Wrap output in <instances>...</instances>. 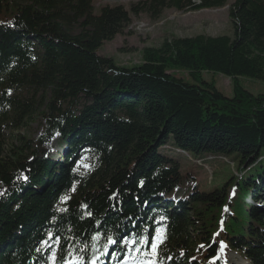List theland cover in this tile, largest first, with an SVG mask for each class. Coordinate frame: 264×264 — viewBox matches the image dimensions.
<instances>
[{
	"label": "trees",
	"instance_id": "obj_1",
	"mask_svg": "<svg viewBox=\"0 0 264 264\" xmlns=\"http://www.w3.org/2000/svg\"><path fill=\"white\" fill-rule=\"evenodd\" d=\"M92 1L0 0V264H49L45 240L58 256L115 264L125 253L144 257L156 236L160 264H233L229 253L264 264V93L238 82H264V0H230L232 36H171L142 49L132 67L96 53L132 17L228 0H145L98 12ZM204 73L230 78L232 96ZM36 113L40 135L6 143ZM168 142L176 156L230 157L234 173L199 190ZM53 144L66 148L62 161ZM109 236L117 243L101 255ZM141 238L149 244L140 253L139 244L125 247Z\"/></svg>",
	"mask_w": 264,
	"mask_h": 264
},
{
	"label": "rangeland",
	"instance_id": "obj_2",
	"mask_svg": "<svg viewBox=\"0 0 264 264\" xmlns=\"http://www.w3.org/2000/svg\"><path fill=\"white\" fill-rule=\"evenodd\" d=\"M145 0H93V9L95 12L101 6L121 5L128 9L131 6ZM228 0L227 4L221 8L204 9L197 12L181 13L174 9H164L158 17L153 18L149 12H142L138 16L131 19L130 24L124 27L121 33L117 34L112 40L104 42L96 51L97 55L102 57H109L119 66L132 67L137 65L141 60V51L146 47H158L165 38L171 36L177 37H192L196 35L205 36H232L233 29L228 19ZM76 30V29H75ZM176 75L185 80H189L186 72L176 70ZM205 79L213 80L217 89L226 97L232 96V86L230 78L219 73H204ZM240 86L251 94L264 93V82L250 79L247 77H238ZM27 91L23 95H28ZM39 108V112H40ZM43 129V120L37 113L32 117L28 123L22 127L20 131L5 134V141L13 142L15 145L18 141L15 140L17 133L25 136L27 139H35ZM167 145H171L170 142ZM171 154L174 153L175 148L169 146ZM57 146L52 148L53 152L57 151ZM66 150L63 147L60 151ZM57 151V154L60 152ZM213 156L207 158L194 157L187 153H181L176 156L180 160L181 171L186 174L189 173L194 179L195 185L199 190L206 191L214 188H219L227 180L231 173H234L230 157H219L211 159ZM211 159V160H205ZM60 160V159H59ZM78 167L82 170H87L90 159L87 157L78 158ZM77 162V161H76ZM157 244L160 243L159 236H156ZM142 256V255H141ZM228 258L233 264H245L236 254L229 253ZM230 256V257H229ZM134 259L129 260L128 264H148L154 259L150 254L144 257L132 256ZM243 261V262H242Z\"/></svg>",
	"mask_w": 264,
	"mask_h": 264
},
{
	"label": "snow or ice",
	"instance_id": "obj_3",
	"mask_svg": "<svg viewBox=\"0 0 264 264\" xmlns=\"http://www.w3.org/2000/svg\"><path fill=\"white\" fill-rule=\"evenodd\" d=\"M2 194V193H0ZM53 238L52 234H49L48 239L51 240ZM93 240H98L99 238L97 236L92 237ZM108 243L104 246L105 251L101 253V255H107V248L108 245L116 244L117 242L109 236L107 238ZM59 243V241H57ZM139 244L141 247H135L133 248V251L136 253H140L142 251V246L145 244H149L148 238H141L139 241H126L125 247H130L133 245ZM42 245L46 247L51 255L49 257V264H85V257L83 255H80L79 253L76 255H73L71 251L67 252V255H57V252L54 250V246L50 245L47 240L42 241ZM150 254L154 257V259L150 260L148 264H160V261L158 259L159 257V245L156 242V238H151L150 243ZM93 249H95V245H93ZM86 249L82 247L79 251L84 252ZM37 251H41V249H37ZM63 251V249H61ZM115 257V253L112 254ZM143 255H148V253H144ZM134 259V257L128 255V253H125L124 259L121 261V264H128L129 260ZM86 264H99V256L93 255L91 259H88Z\"/></svg>",
	"mask_w": 264,
	"mask_h": 264
}]
</instances>
